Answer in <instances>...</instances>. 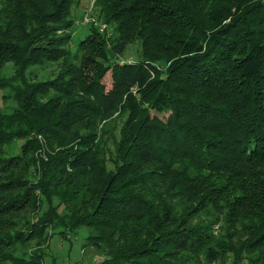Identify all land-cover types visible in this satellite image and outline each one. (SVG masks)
I'll return each instance as SVG.
<instances>
[{"label": "trees", "instance_id": "obj_1", "mask_svg": "<svg viewBox=\"0 0 264 264\" xmlns=\"http://www.w3.org/2000/svg\"><path fill=\"white\" fill-rule=\"evenodd\" d=\"M81 1L0 0V264H264V0Z\"/></svg>", "mask_w": 264, "mask_h": 264}, {"label": "rangeland", "instance_id": "obj_2", "mask_svg": "<svg viewBox=\"0 0 264 264\" xmlns=\"http://www.w3.org/2000/svg\"><path fill=\"white\" fill-rule=\"evenodd\" d=\"M91 0H83L80 4L73 8V18L77 19V30L73 37V47L82 40L88 34V28L86 27L85 19L82 18L86 16L91 8ZM95 15V13H93ZM96 16V15H95ZM93 16H89V19H93ZM140 49V43H133L125 49L124 54H121L120 57H123L124 60L135 61L138 59V54ZM122 61V60H121ZM58 64H45L43 66H33L31 67L27 75L28 77L36 78L39 81L54 79L59 72ZM4 75L9 77L13 75V66L9 64L4 69ZM104 83L108 87L112 86L111 77H108ZM9 91L2 92L0 95V113L10 112V107L14 106L11 101L4 103L2 96H8ZM8 108V109H7ZM6 109V110H5ZM169 116V113L160 115V118L166 120ZM22 142L18 143V147H21ZM87 237L86 229L80 230L79 234L73 236L68 240H64L63 237L54 234L49 238L47 244L45 245L43 251L46 254V264H50V260L57 259L59 264H102V257L96 255L95 251L92 249H84L83 244ZM215 264H220L216 262Z\"/></svg>", "mask_w": 264, "mask_h": 264}, {"label": "built area", "instance_id": "obj_3", "mask_svg": "<svg viewBox=\"0 0 264 264\" xmlns=\"http://www.w3.org/2000/svg\"><path fill=\"white\" fill-rule=\"evenodd\" d=\"M96 19H89V16H86L85 18V23L88 24L90 22H96ZM96 24L99 25L101 32H104V30L107 28L105 25H103L102 23L96 22ZM130 63H132V61H130ZM67 264H71V263H67Z\"/></svg>", "mask_w": 264, "mask_h": 264}]
</instances>
